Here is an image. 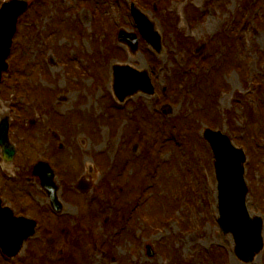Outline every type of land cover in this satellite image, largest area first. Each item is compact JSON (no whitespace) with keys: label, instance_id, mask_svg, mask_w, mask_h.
<instances>
[{"label":"rangeland","instance_id":"374dc122","mask_svg":"<svg viewBox=\"0 0 264 264\" xmlns=\"http://www.w3.org/2000/svg\"><path fill=\"white\" fill-rule=\"evenodd\" d=\"M28 2L0 81L16 148L9 162L0 152V197L38 226L0 264H53L57 249L63 264H264V246L250 262L230 252L201 134L216 128L243 148L246 208L264 240V0ZM131 3L161 53L117 41L118 28L139 34ZM115 63L146 70L153 92L117 101ZM37 160L54 170L59 217L31 173Z\"/></svg>","mask_w":264,"mask_h":264},{"label":"water","instance_id":"95a60500","mask_svg":"<svg viewBox=\"0 0 264 264\" xmlns=\"http://www.w3.org/2000/svg\"><path fill=\"white\" fill-rule=\"evenodd\" d=\"M26 6L23 0H9L0 8V74L6 67L7 56L12 34L18 13ZM142 32L147 35L151 43L156 42V36L144 17L133 10ZM119 34V40L125 41ZM135 46V40L132 42ZM114 91L116 96L123 100L127 95L139 89L151 91L149 80L145 72L137 71L131 66L115 64L113 66ZM7 120L0 123V143L4 150L9 148L7 143ZM203 136L211 146L214 157V169L217 179V207L218 225L225 233L231 232L235 241L234 252L243 261H252L254 256L263 247L262 218L250 216L245 198L247 193L246 182L243 177L245 160L244 152L240 147L232 144L229 137L220 130L205 128ZM42 186L50 195L52 205L59 210L60 204L56 199L57 186L53 182V171L46 162L39 161L34 167ZM80 182L84 183V179ZM82 190H86L85 186ZM36 222L23 216L15 217L8 207L0 206V247L12 256L20 249L22 241L34 233Z\"/></svg>","mask_w":264,"mask_h":264},{"label":"trees","instance_id":"16d2710c","mask_svg":"<svg viewBox=\"0 0 264 264\" xmlns=\"http://www.w3.org/2000/svg\"><path fill=\"white\" fill-rule=\"evenodd\" d=\"M116 57H120V58H122L123 55H122V54H116Z\"/></svg>","mask_w":264,"mask_h":264}]
</instances>
